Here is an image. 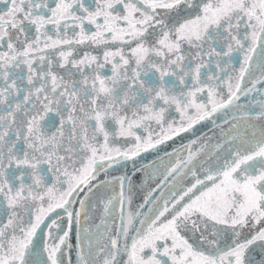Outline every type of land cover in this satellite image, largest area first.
<instances>
[{"label":"snow or ice","instance_id":"obj_1","mask_svg":"<svg viewBox=\"0 0 264 264\" xmlns=\"http://www.w3.org/2000/svg\"><path fill=\"white\" fill-rule=\"evenodd\" d=\"M0 264H264V0H0Z\"/></svg>","mask_w":264,"mask_h":264}]
</instances>
